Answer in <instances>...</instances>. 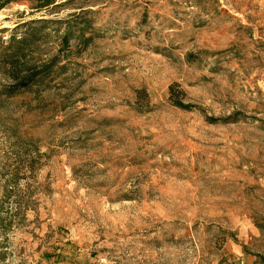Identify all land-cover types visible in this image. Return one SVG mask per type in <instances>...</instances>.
<instances>
[{"label":"rangeland","instance_id":"1","mask_svg":"<svg viewBox=\"0 0 264 264\" xmlns=\"http://www.w3.org/2000/svg\"><path fill=\"white\" fill-rule=\"evenodd\" d=\"M48 1L0 10V264H264V0Z\"/></svg>","mask_w":264,"mask_h":264},{"label":"trees","instance_id":"2","mask_svg":"<svg viewBox=\"0 0 264 264\" xmlns=\"http://www.w3.org/2000/svg\"><path fill=\"white\" fill-rule=\"evenodd\" d=\"M11 1H20V0H0V10L3 9L7 4H9ZM41 2L40 7H46L48 5H50L51 3H49L48 0H39ZM27 79H31L30 76L27 77ZM27 86V84H25ZM20 86H23L22 83H20Z\"/></svg>","mask_w":264,"mask_h":264}]
</instances>
